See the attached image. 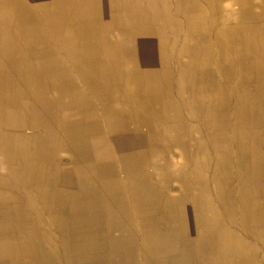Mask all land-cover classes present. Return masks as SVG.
<instances>
[{
  "label": "crops",
  "instance_id": "1",
  "mask_svg": "<svg viewBox=\"0 0 264 264\" xmlns=\"http://www.w3.org/2000/svg\"><path fill=\"white\" fill-rule=\"evenodd\" d=\"M34 1L0 0V12ZM232 1L154 0L152 22H67V62L34 22L0 20V253L20 231L69 264H103L92 251L106 264H246L247 248L264 264V221H252L264 216V0H243V18Z\"/></svg>",
  "mask_w": 264,
  "mask_h": 264
},
{
  "label": "bare ground",
  "instance_id": "2",
  "mask_svg": "<svg viewBox=\"0 0 264 264\" xmlns=\"http://www.w3.org/2000/svg\"><path fill=\"white\" fill-rule=\"evenodd\" d=\"M33 1V0H32ZM153 1L154 0H86L85 2H82V4H76V2H72V4H70L69 3V0H36V1H34L33 3L34 4H37V7H36V10L35 11H33V12H31V11H26V10H9V11H6V12H4V11H2V12H0V20H3V18H5L6 16V20H8L7 22H15V21H17V20H19V19H23V22H34V26H39V28L41 29V30H43V31H41V32H43L42 33V35L41 36H45L44 38H46L48 41H51V42H53V44H55V47H56V52H57V49L59 50V52L61 53V55H62V61L64 60L65 62H67L66 61V59H67V40L69 39V38H67V22H113V19L115 20V21H117V20H119V22H143V23H145V22H152V19L150 20V18H149V16H148V12H146V8L147 7H150V5L151 4H153ZM179 1V0H178ZM188 1V0H187ZM251 1V0H250ZM200 2H201V0H200ZM217 3V2H216ZM219 3H220V1H219ZM170 4V3H169ZM191 4H195V3H191ZM230 4H232V7H233V5H238L239 6V14H241V18H243L244 17V14L246 13V11H247V9H250L249 7H247V5L246 4H244L243 3V0H233ZM242 5H244V7H242ZM256 5V4H255ZM30 7V6H29ZM230 8V7H229ZM172 9V8H171ZM33 10V9H32ZM173 10V9H172ZM224 10V9H223ZM259 10V9H258ZM250 11V10H249ZM256 11V10H255ZM260 11V10H259ZM13 12L15 13V14H13ZM31 13V14H29L30 15V17H28V16H26V13ZM227 12V11H226ZM253 12V11H252ZM21 13H23V14H25V16H23V17H21L20 15H21ZM147 13V14H146ZM32 14H33V16H32ZM166 16H167V14H166ZM165 16V17H166ZM208 16H209V14H208ZM261 16V15H260ZM206 17V16H205ZM250 17V16H249ZM252 17H254V16H252ZM159 18V17H158ZM168 18V17H167ZM188 18H190L189 20L191 21V20H193V22H195V19H194V17H188ZM260 18V17H259ZM222 19L223 20H228L229 19V17H225V16H223L222 17ZM212 20V19H211ZM35 22H38V24L37 23H35ZM228 22V21H227ZM261 22V21H260ZM76 23V24H77ZM142 23V24H143ZM188 23V22H187ZM211 23V22H210ZM105 24V23H104ZM215 24V23H214ZM137 25H138V23H137ZM141 25V24H140ZM212 25V24H211ZM22 26V25H21ZM33 26V25H32ZM33 26V27H34ZM73 26V25H72ZM106 26V25H105ZM186 26V25H185ZM30 27H31V25H30ZM30 27H28V28H30ZM82 27V26H81ZM2 28V27H1ZM14 28H16V27H14ZM102 28H103V26H102ZM112 28V27H111ZM213 28V27H212ZM226 28V27H225ZM25 29H27V28H25ZM37 29V28H36ZM46 29V31H44ZM52 29H54L55 30V32H54V30L52 31V33H51V31L50 30H52ZM77 29V28H76ZM174 29V28H173ZM29 30V29H28ZM75 30V29H74ZM91 30V29H90ZM114 30V29H113ZM112 30V31H113ZM205 30V29H204ZM244 30V29H243ZM242 30V31H243ZM79 31V30H78ZM84 31V30H83ZM88 31V30H87ZM94 31V30H93ZM225 31H227V30H225ZM16 32V31H15ZM23 32V31H22ZM30 32V31H29ZM33 32V31H32ZM39 32V31H38ZM86 32V31H85ZM91 32V31H90ZM131 32V31H130ZM230 32V31H229ZM232 32V31H231ZM94 33V32H93ZM36 34V33H35ZM39 34V33H38ZM84 34V33H83ZM82 34V35H83ZM239 34V33H238ZM24 36H25V38H27V36H29V34L28 33H26V30H25V33L23 34ZM129 35V34H128ZM131 35V34H130ZM77 36V35H76ZM106 36V35H105ZM84 37V36H83ZM232 37V36H231ZM17 38V37H16ZM39 38V37H38ZM78 38V37H77ZM86 38H87V36H86ZM89 38H90V36H89ZM101 38V37H100ZM107 38H109V37H107ZM138 38V37H137ZM142 38V37H141ZM144 38V37H143ZM43 39V38H42ZM76 39V38H75ZM237 39H238V37H237ZM236 39V40H237ZM77 40V39H76ZM233 40V39H232ZM244 40H246V39H244ZM83 42V41H82ZM89 42V41H88ZM236 42V41H235ZM84 43V42H83ZM93 43V42H92ZM44 44V43H43ZM46 44V43H45ZM91 44V43H90ZM148 44V43H147ZM171 44V43H170ZM177 44V43H176ZM186 44V43H185ZM4 45V44H3ZM24 45H25V47L27 48V46L29 45L28 43H26V42H24ZM36 45H38V44H36ZM69 45V44H68ZM223 45V44H222ZM251 45V44H250ZM1 46V45H0ZM58 46L60 47V48H58ZM180 46V45H179ZM201 46V45H200ZM4 47V46H3ZM2 47V48H3ZM6 47V46H5ZM73 47V46H72ZM206 47V46H205ZM221 47V46H220ZM1 48V47H0ZM78 48V47H77ZM86 48V47H85ZM235 48V47H234ZM246 48V47H245ZM222 49H223V47H222ZM232 49V48H231ZM243 49V48H242ZM54 50V49H53ZM80 50V49H79ZM169 50V49H168ZM187 50V49H186ZM224 50V49H223ZM26 51V50H25ZM36 51V50H35ZM34 51V52H35ZM219 51V50H218ZM33 52V53H34ZM37 52V51H36ZM101 52V51H100ZM206 52V51H205ZM230 52V51H229ZM125 54V53H124ZM232 54V53H231ZM50 55V54H49ZM73 55V54H72ZM83 55V54H82ZM178 55V54H177ZM13 56H14V54H13ZM53 56V55H52ZM55 56V55H54ZM65 58H64V57ZM75 56V55H74ZM236 56V55H235ZM32 57V56H31ZM45 57V56H44ZM78 57V56H77ZM226 57H228V56H226ZM233 57V56H232ZM43 58V57H42ZM72 58V57H71ZM15 59H16V57H15ZM18 59V58H17ZM55 59V58H54ZM110 59V58H109ZM112 59V58H111ZM12 60V59H11ZM32 60V59H31ZM71 60V59H70ZM106 60H107V58H106ZM236 60V59H235ZM10 61V60H9ZM18 61V60H17ZM20 61V60H19ZM72 61V60H71ZM71 61H69V62H71ZM110 61H112V60H110ZM109 61V62H110ZM114 61V60H113ZM148 61V60H147ZM171 61V60H170ZM226 61V60H225ZM33 62V61H32ZM115 62V61H114ZM214 62V61H213ZM230 62V61H229ZM233 62V61H232ZM1 63H3V62H1ZM10 63V62H9ZM34 63V62H33ZM56 63H58V62H56ZM120 63V62H119ZM173 63H174V61H173ZM223 63V62H222ZM19 64V63H18ZM4 65H5V63H4ZM4 65H3V67H4ZM32 65V64H31ZM68 65V64H67ZM144 65V64H143ZM19 66V65H18ZM30 66V65H29ZM73 66V65H72ZM220 66V65H219ZM238 66V65H237ZM1 67V66H0ZM26 67V66H25ZM11 68V67H10ZM41 68V67H40ZM78 68V67H77ZM216 68V67H215ZM9 69V68H8ZM57 69V68H56ZM72 69V68H71ZM75 69V68H74ZM50 70V69H49ZM68 70V69H67ZM7 71H9V70H7ZM48 72V71H47ZM67 72V71H66ZM76 72V71H75ZM60 73V72H59ZM63 73V72H62ZM70 73V72H69ZM47 74V73H46ZM54 74V73H53ZM158 74V73H157ZM188 74V73H187ZM56 75V74H55ZM43 76V75H42ZM62 76V75H61ZM160 76V75H159ZM169 76V75H168ZM197 76V75H196ZM66 76H64V78H65ZM84 77V76H83ZM106 77V76H105ZM63 78V77H62ZM63 78V79H64ZM158 78V77H157ZM197 79V78H196ZM226 79V78H225ZM68 80V79H67ZM120 80V79H119ZM199 80V79H198ZM235 80V79H234ZM233 80V81H234ZM62 81V80H61ZM231 81V80H230ZM264 81V80H263ZM42 82V81H41ZM56 82V81H55ZM220 82V81H219ZM46 83V82H45ZM80 83V82H79ZM246 83V82H245ZM85 84V83H84ZM87 84H89V83H87ZM40 85V84H39ZM49 86V85H48ZM83 86V85H82ZM87 86V85H86ZM13 89V88H12ZM17 89V88H16ZM50 89V88H49ZM38 90V89H37ZM52 90V89H51ZM73 90V89H72ZM88 90V89H87ZM42 91H43V89H42ZM196 91H198V90H196ZM38 92V91H37ZM40 92V91H39ZM10 93V92H9ZM19 93V92H18ZM73 94H74V92H73ZM201 94V93H200ZM57 95V94H56ZM62 95V94H61ZM182 96V95H181ZM183 96H184V93H183ZM206 96V95H205ZM55 98V97H54ZM38 99V98H37ZM97 99V98H96ZM95 99V100H96ZM3 100H6V99H3ZM47 100H48V98H47ZM51 100V99H50ZM55 100V99H54ZM80 100V99H79ZM170 100V99H169ZM33 102V101H32ZM36 102V101H35ZM48 102V101H47ZM53 102H55V101H53ZM57 102V101H56ZM188 103H189V101H188ZM9 104V103H8ZM35 104V103H34ZM48 104V103H47ZM55 104V103H54ZM164 104V103H163ZM169 104V103H168ZM194 105V104H193ZM36 106V105H35ZM34 106V107H35ZM113 106V105H112ZM175 106V105H174ZM79 107V106H78ZM166 107H167V104H166ZM165 107V108H166ZM191 107V106H190ZM57 108V107H56ZM165 108H163V109H165ZM5 110H6V108H4ZM35 109V108H34ZM119 109V108H118ZM175 109V108H174ZM15 110V109H14ZM69 110V109H68ZM102 110V109H101ZM126 110V109H125ZM167 110V109H166ZM170 110V109H169ZM212 110V109H211ZM210 110V111H211ZM78 111V110H77ZM214 111H215V109H214ZM239 111H240V108H239ZM6 112V111H5ZM5 112H4V115H5ZM62 112V111H61ZM67 112V111H66ZM99 112H101V111H99ZM107 112V111H106ZM139 112V111H138ZM182 112V111H181ZM15 113V112H14ZM40 113V112H39ZM69 113V112H68ZM163 113V112H162ZM190 113V112H189ZM214 113V112H213ZM191 114V113H190ZM200 114V113H199ZM198 114V115H199ZM202 114V113H201ZM66 115V114H65ZM166 115V114H165ZM164 115V116H165ZM214 115V114H213ZM169 116V115H168ZM175 116V115H174ZM182 116V115H181ZM65 117V116H64ZM63 117V118H64ZM167 117V116H166ZM166 117H165V119H166ZM183 117V116H182ZM47 118H48V116H47ZM69 118V117H68ZM79 118V117H78ZM102 118V117H101ZM76 119V118H75ZM249 119V118H248ZM49 120V119H48ZM52 120V119H51ZM74 120V119H73ZM85 120V119H84ZM112 120V119H111ZM119 120V119H118ZM237 120V119H236ZM16 121V120H15ZM41 121V120H40ZM58 121V120H57ZM68 121V120H67ZM81 121V120H80ZM2 122H3V120H2ZM52 122V121H51ZM56 122V121H55ZM88 122V121H87ZM154 122V121H153ZM203 122V121H202ZM169 123H170V121H169ZM208 123V122H207ZM241 123V122H240ZM44 124V123H43ZM73 124V123H72ZM162 124V123H161ZM177 124H179V123H177ZM46 125V124H45ZM95 125H97L96 123H95ZM242 125V124H241ZM252 125V124H251ZM86 126H89V125H86ZM101 126V125H100ZM152 126V125H151ZM178 126V125H177ZM209 126V125H208ZM49 127V126H48ZM246 127V126H245ZM67 128V127H66ZM203 128H204V125H203ZM246 128H248V127H246ZM250 128V127H249ZM248 128V129H249ZM11 129V128H10ZM58 129H60L59 127H58ZM202 129V128H201ZM45 130V129H44ZM51 130H52V128H51ZM208 130V129H207ZM238 130V129H237ZM13 131V130H12ZM28 131V130H27ZM160 131V130H159ZM212 131H213V129H212ZM236 131V130H235ZM42 132H43V130H42ZM181 132V131H180ZM253 132V131H252ZM30 133V132H29ZM49 133V132H48ZM33 134V133H32ZM42 134V133H41ZM153 134V133H152ZM161 134V133H160ZM182 134V133H181ZM185 134V133H184ZM20 135H22V134H20ZM19 135V136H20ZM87 135V134H86ZM23 137H24V135H22ZM59 136V135H58ZM61 136V135H60ZM65 136H66V134H65ZM77 136V135H76ZM47 136H45V138H46ZM72 137H74V136H72ZM112 137V136H111ZM181 137V136H180ZM21 138V137H20ZM20 138H17V139H20ZM50 138V137H49ZM24 139V138H23ZM28 139V138H27ZM70 139V138H69ZM74 139V138H73ZM22 140V139H21ZM48 140V139H47ZM80 140V139H79ZM90 140V139H89ZM176 140V139H175ZM2 141V140H1ZM127 141V140H126ZM249 141V140H248ZM130 142H131V140H130ZM170 142V141H169ZM17 143H18V145H19V141H17ZM79 143V142H78ZM171 143V142H170ZM173 143V142H172ZM30 144H31V142H30ZM90 144H92V143H90ZM89 144V145H90ZM159 144V143H158ZM176 144V143H175ZM17 145V144H16ZM63 145V144H62ZM65 145V144H64ZM88 145V144H87ZM161 145V144H160ZM145 146V145H144ZM172 147V146H171ZM32 148V147H31ZM84 149V148H83ZM16 150V149H15ZM90 150V149H89ZM116 150V149H115ZM24 151V150H23ZM22 151V152H23ZM168 151V150H167ZM20 152H21V150H20ZM19 152V153H20ZM136 152V151H135ZM8 153V152H7ZM28 153V152H27ZM40 153V152H39ZM244 153V152H243ZM22 154V153H21ZM25 154V153H24ZM75 154V153H74ZM166 154V153H165ZM26 155V154H25ZM118 155V154H117ZM137 155V154H136ZM143 155V154H142ZM162 154H160V156H161ZM78 156V155H77ZM139 156V155H138ZM146 156V155H145ZM213 156V155H212ZM21 157V156H20ZM246 157H248V156H246ZM5 158V157H4ZM26 158V157H25ZM93 159H94V157H93ZM116 159H117V157H116ZM10 160V159H9ZM106 160V159H105ZM108 160H110V159H108ZM20 161V160H19ZM26 161V160H25ZM250 162V161H249ZM76 163V162H75ZM120 163V162H119ZM235 163V162H234ZM18 164V163H17ZM25 164V163H24ZM6 165H7V162H6ZM262 165V164H261ZM107 166V165H106ZM109 166H110V164H109ZM21 167V166H20ZM25 167V166H24ZM108 167V166H107ZM31 168V167H30ZM66 168V167H65ZM103 168V167H102ZM105 168V167H104ZM103 168V169H104ZM15 169V168H14ZM28 169V168H27ZM250 169V168H249ZM20 171V170H19ZM257 171V170H256ZM103 172V171H102ZM259 172V171H258ZM28 173V172H27ZM99 173V172H98ZM104 173V172H103ZM24 174V173H23ZM109 174V173H108ZM204 174V173H203ZM252 174V173H251ZM257 174V173H256ZM259 174V173H258ZM5 175H8V174H5ZM192 175V174H191ZM190 175V176H191ZM22 176V175H21ZM107 176V175H106ZM105 176V177H106ZM115 176V175H114ZM173 176V175H172ZM253 176V179L255 178L254 177V175H252ZM4 177V176H3ZM189 177V176H188ZM20 179H22V178H20ZM225 179V178H224ZM24 180V179H23ZM126 180V179H125ZM220 180H222V179H220ZM3 181V180H2ZM252 181V180H251ZM7 182V181H6ZM28 182H29V180H28ZM44 182V181H43ZM73 182V181H72ZM222 182V181H221ZM244 182V181H243ZM99 183V182H98ZM169 183V182H168ZM253 183V182H252ZM10 184V183H9ZM27 184V183H26ZM29 184V183H28ZM78 184V183H77ZM80 184V183H79ZM260 184V183H259ZM5 185L7 186V184L5 183ZM238 185V184H237ZM236 185V186H237ZM156 186H158V185H156ZM243 186V185H242ZM8 187H9V185H8ZM14 187V186H13ZM79 187V186H78ZM203 187H204V185H203ZM202 187V188H203ZM12 188V187H11ZM57 188H59V187H57ZM62 188V187H61ZM199 188V187H198ZM208 188H209V186H208ZM2 189V188H1ZM210 189V188H209ZM43 190V189H42ZM76 190V189H75ZM200 190V189H199ZM252 190V189H251ZM7 191V190H6ZM47 191V190H46ZM82 191H86V190H82ZM162 191H163V189H162ZM210 191V190H209ZM9 192V191H8ZM27 192V196H28V198H29V192L28 191H26ZM41 192V191H40ZM56 192V191H55ZM123 192V191H122ZM126 192V191H125ZM179 192H182V191H179ZM192 192V191H191ZM225 192V191H224ZM25 193V192H24ZM33 193V192H32ZM31 193V194H32ZM120 193V192H119ZM209 193H211V192H209ZM26 194V193H25ZM30 194V195H31ZM162 194V193H161ZM173 194V193H172ZM181 194V193H180ZM190 194V193H189ZM194 194V193H193ZM205 194V193H204ZM252 194V193H251ZM55 195V194H54ZM67 195V194H66ZM106 195H109V194H106ZM200 195V194H199ZM7 196V195H6ZM37 196V195H36ZM58 196V195H57ZM62 196V195H61ZM188 196V195H187ZM228 196V195H227ZM59 197V196H58ZM70 197V196H69ZM126 197H129V196H126ZM200 197V196H199ZM26 198V197H25ZM65 198H67V197H65ZM182 198V197H181ZM193 198V197H192ZM206 198H208V197H206ZM205 198V199H206ZM210 198H211V196H210ZM168 199V198H167ZM178 199V198H177ZM212 199V198H211ZM30 200V199H29ZM60 200V199H59ZM67 200V199H66ZM69 200V199H68ZM185 200V199H184ZM196 200V199H195ZM223 200V199H222ZM225 200V199H224ZM236 200V199H235ZM27 201V200H26ZM55 201V200H54ZM61 201V200H60ZM211 201V200H210ZM209 201V202H210ZM225 201H227V197H226V200ZM172 202H174V201H172ZM185 202V201H184ZM183 202V203H184ZM229 202V201H228ZM235 202V201H234ZM40 203V202H39ZM106 203V202H105ZM123 203V202H122ZM122 203H121V205H122ZM197 203H199V202H197ZM211 203V202H210ZM213 203H214V201H213ZM223 203V202H222ZM236 203H238L237 201H236ZM235 203V204H236ZM37 204V203H36ZM51 204V203H50ZM58 204V203H57ZM110 204V203H109ZM188 204V203H187ZM204 204V203H203ZM205 204H206V202H205ZM224 204V203H223ZM239 204V203H238ZM59 205V204H58ZM106 205V204H105ZM114 205H115V203H114ZM113 205V206H114ZM218 205V204H217ZM51 206V205H50ZM110 206V205H109ZM112 206V205H111ZM112 206V207H113ZM117 206V205H116ZM115 206V207H116ZM122 206H124V205H122ZM212 206V205H211ZM64 207V206H63ZM66 207V206H65ZM119 207V206H118ZM176 207V206H175ZM230 207V206H229ZM30 208V207H29ZM34 208V207H33ZM51 208V207H50ZM111 208V207H110ZM215 208V207H214ZM7 209V208H6ZM14 209V208H13ZM31 209V208H30ZM107 209V208H106ZM174 209H176V208H174ZM220 209V208H219ZM261 209V208H260ZM259 209V210H260ZM114 210V209H113ZM170 210V209H169ZM204 210V209H203ZM228 210V209H227ZM236 210V209H235ZM234 210V211H235ZM252 210V209H251ZM254 210V209H253ZM35 211H36V209H35ZM54 211V210H53ZM60 211V210H59ZM63 211H64V209H63ZM67 211V210H66ZM115 211V210H114ZM210 211V210H209ZM208 211V212H209ZM214 211V210H213ZM31 212V211H30ZM56 212V211H55ZM113 212V211H112ZM117 212V211H116ZM223 212H224V210H223ZM256 212V211H255ZM34 213H36V212H34ZM57 213V212H56ZM174 213V212H173ZM227 213V212H226ZM251 213V212H250ZM254 213V212H253ZM15 214V213H14ZM13 214V215H14ZM177 214V213H176ZM191 214V213H190ZM212 214H213V212H212ZM222 214V213H221ZM233 214V213H232ZM20 215V214H19ZM206 215V214H205ZM237 215V214H236ZM239 215V214H238ZM243 215V214H242ZM245 215V214H244ZM253 215V214H252ZM259 215V214H258ZM15 216H16V214H15ZM46 216V215H45ZM50 216H52V215H50ZM192 216V215H191ZM213 216V215H212ZM253 216H257V215H253ZM17 217V216H16ZM37 217V216H36ZM39 217V216H38ZM161 217V216H160ZM246 217V216H245ZM34 218V217H33ZM201 218H203V217H201ZM200 218V219H201ZM213 218V217H212ZM234 218V217H233ZM14 219V218H13ZM137 219V218H136ZM199 219V220H200ZM214 219V218H213ZM31 220V219H30ZM105 220V219H104ZM203 220V219H202ZM234 220V219H233ZM253 220H255V221H259L258 223H260V222H263L264 221V216H257V217H255V218H253L252 219V221ZM35 221V220H34ZM193 221V220H192ZM213 221V220H212ZM211 221V222H212ZM217 221V220H216ZM232 221V220H231ZM237 221H239V222H241L240 220H237ZM246 221L247 220H244V222L242 223V226H243V228L245 227V229H249V224L248 223H246ZM58 222V221H57ZM135 222V221H134ZM208 222V221H207ZM233 222V221H232ZM248 222H250V220L248 219ZM254 222V221H253ZM16 223H18V222H16ZM37 223H39V222H37ZM110 223V222H109ZM33 224V223H32ZM41 224V223H40ZM137 224V223H136ZM227 224V223H226ZM7 225V224H6ZM67 225H68V223H67ZM140 225V224H139ZM144 225V224H143ZM158 225V224H157ZM171 225V224H170ZM177 225V224H176ZM225 225V224H224ZM1 226V225H0ZM17 226V225H16ZM109 226V225H108ZM114 226V225H113ZM211 226H213V225H211ZM47 227V226H46ZM49 227V226H48ZM47 227V228H48ZM53 227H55V226H53ZM136 227V226H135ZM140 227V226H139ZM169 227V226H168ZM200 227V226H199ZM18 228V227H17ZM38 228V227H37ZM104 228V227H103ZM134 228V227H133ZM156 228V227H155ZM160 228H162L161 226H160ZM204 228H206L205 226H204ZM203 228V229H204ZM262 228V227H261ZM55 229V228H54ZM173 229V228H172ZM251 229V228H250ZM19 230V229H18ZM28 230V229H27ZM128 230V229H127ZM33 231V230H32ZM35 231V230H34ZM38 231V230H37ZM56 231V230H55ZM58 231V230H57ZM65 231V230H64ZM135 231V230H134ZM149 231V230H148ZM39 232V231H38ZM37 232V233H38ZM131 232V231H130ZM166 232H168V231H166ZM165 232V233H166ZM175 232V231H174ZM189 232V231H188ZM58 233V232H57ZM62 233V232H61ZM60 233V234H61ZM124 233V232H123ZM135 233V232H134ZM150 233V232H149ZM163 233V232H162ZM36 234V233H35ZM136 234V233H135ZM134 234V235H135ZM151 234H153V233H151ZM263 234V233H262ZM22 235V234H21ZM39 235V234H38ZM132 235V234H131ZM141 235V234H140ZM193 235V234H192ZM60 236V235H59ZM68 236V235H67ZM144 236V235H143ZM151 236V235H150ZM156 236V235H155ZM167 236V235H166ZM173 236V235H172ZM176 236V235H175ZM31 237V236H30ZM128 237V236H127ZM126 237V238H127ZM152 237H154V236H152ZM255 237V236H254ZM147 238V237H146ZM151 238V237H150ZM161 238V237H160ZM25 239V238H24ZM23 239V240H24ZM34 240V239H33ZM60 240H61V238H60ZM65 240V239H64ZM63 240V241H64ZM28 241V240H27ZM148 241H150V240H148ZM151 242V241H150ZM154 242V241H153ZM181 242V241H180ZM252 242H253V240H252ZM251 242V243H252ZM26 243H28V242H26ZM31 243V242H30ZM63 243V242H62ZM65 243V242H64ZM124 243V242H123ZM129 243V242H128ZM130 243H132V242H130ZM214 243V242H213ZM255 243V242H254ZM179 244V243H178ZM236 244H238V240L237 239H235V236L233 235V238H232V254H233V258H236V256H238V248H237V246H236ZM62 245V244H61ZM140 245V244H139ZM188 245V244H187ZM190 245V244H189ZM192 245V244H191ZM54 246V245H53ZM204 246V245H203ZM206 246V245H205ZM209 246H211V244L209 245ZM247 246V245H246ZM245 246V247H246ZM68 247V246H67ZM189 247V246H188ZM197 247V246H196ZM212 247V246H211ZM55 248V247H54ZM142 248H144L143 246H142ZM213 248V247H212ZM199 249V248H198ZM213 249H215V248H213ZM56 250V249H55ZM137 250V249H136ZM156 250V249H155ZM201 250V249H200ZM204 250V249H203ZM261 250H263V249H261ZM127 251V250H126ZM205 251V250H204ZM212 251V250H211ZM216 251V250H215ZM136 252V251H135ZM152 252V251H151ZM158 252H159V250H158ZM246 252V256H245V261H246V264H253V263H251V261L255 258V254H256V251L254 250V249H251V248H247V249H244V253ZM261 252V251H260ZM60 253V252H59ZM105 253V252H104ZM202 253H203V251H202ZM208 253V252H207ZM244 253H242V254H244ZM102 254V253H101ZM156 254V253H155ZM108 255V254H107ZM139 255H141V254H139ZM178 255V254H177ZM204 255V254H203ZM60 256V255H59ZM122 256V255H121ZM125 257H126V255H125ZM151 257H154V256H151ZM191 257H192V255H191ZM201 257V256H200ZM211 257V256H210ZM120 258V257H119ZM131 258V257H130ZM134 258V257H133ZM148 258V257H147ZM232 258V257H231ZM66 259V258H65ZM129 259V258H128ZM187 259V258H186ZM192 259H193V257H192ZM198 259V258H197ZM199 260V259H198ZM255 260V259H254ZM253 260V261H254ZM259 260V259H258ZM70 261V260H69ZM200 261V260H199ZM141 262V261H140ZM263 262V261H262ZM70 263V262H69ZM201 263V262H200ZM208 263V262H207ZM78 264V263H77ZM106 264V263H105ZM233 264H245V263H243V262H240L239 261V258H237V259H233Z\"/></svg>",
  "mask_w": 264,
  "mask_h": 264
},
{
  "label": "rangeland",
  "instance_id": "3",
  "mask_svg": "<svg viewBox=\"0 0 264 264\" xmlns=\"http://www.w3.org/2000/svg\"><path fill=\"white\" fill-rule=\"evenodd\" d=\"M170 14L174 17V18H176V19H178L180 22H183V20H181L183 17L180 15V14H174V13H172V12H170ZM165 21L167 22V19H165ZM164 21V22H165ZM169 21V20H168ZM184 96H185V98L186 97H188L189 96V93L188 92H184ZM195 123H197L196 121H195ZM59 158H60V162H61V165L62 166H68L69 164H70V162L72 161L71 160V157H70V155L68 154V153H64V152H62L60 155H59ZM173 186H175L174 187V190L172 191L173 192V194L174 193H177V191L181 188L180 187V183H178L177 181L176 182H174V185ZM71 203H69L68 205H70ZM5 204H4V202L3 201H0V225H3V224H5V220H4V210H6V207L4 206ZM11 216H12V214H11ZM152 217H154V216H152ZM12 218H13V216H12ZM159 218V217H158ZM147 220H149V219H147ZM166 221H169V222H172L173 220L171 219V218H169L168 220H167V218H164V222H166ZM173 223V222H172ZM51 228H53V226L51 225ZM13 231V230H12ZM45 231V230H44ZM24 235H25V239L24 240H26V239H30V238H32V237H30V234L29 233H24V232H22ZM21 235V232L20 231H16V232H14L13 231V233H7V235H8V237L10 236V238H13V237H15L16 236V244H12V243H10V244H7L6 246H5V251H7L8 253L7 254H5V253H0V260H4V259H7V260H9L10 262L12 261V262H15V260H17L18 262H20V263H18V264H69V263H67V262H65V261H63V260H55V259H49V258H46L47 256V254H46V252L48 251L47 249H45V248H48V246L44 243V244H42L41 246H36V248L35 249H32L30 246V244L29 243H27V244H23L22 243V241L19 243V240H21V238H23V236L24 235ZM50 236H51V234H49ZM57 236V235H56ZM51 240H52V242L54 243V244H57V240H58V236L57 237H55V235L54 234H52V237H51ZM8 246V247H7ZM118 247L119 246H116V247H110V249H113V248H115V250L114 251H118ZM122 247V246H121ZM126 249H128V247H126V248H122V250L124 251V250H126ZM49 252V251H48ZM47 252V253H48ZM96 256H98V253H96V252H94V251H92L91 252V257L93 258V259H98V261H101V262H103V264H105V263H110V261H109V259H107L106 257H103L102 259L101 258H98V257H96ZM71 261H75V259H73V258H71ZM141 261V262H140ZM118 262H119V264L121 263V264H127L125 261H123V260H118ZM130 264H143V262H142V259H139L138 260V263H130Z\"/></svg>",
  "mask_w": 264,
  "mask_h": 264
}]
</instances>
